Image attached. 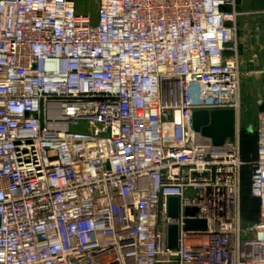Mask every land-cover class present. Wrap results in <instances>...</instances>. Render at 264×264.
Wrapping results in <instances>:
<instances>
[{
  "label": "built area",
  "instance_id": "1",
  "mask_svg": "<svg viewBox=\"0 0 264 264\" xmlns=\"http://www.w3.org/2000/svg\"><path fill=\"white\" fill-rule=\"evenodd\" d=\"M96 1L0 0V264H264V112L246 228L237 133L192 129L239 108L236 0Z\"/></svg>",
  "mask_w": 264,
  "mask_h": 264
},
{
  "label": "rangeland",
  "instance_id": "2",
  "mask_svg": "<svg viewBox=\"0 0 264 264\" xmlns=\"http://www.w3.org/2000/svg\"><path fill=\"white\" fill-rule=\"evenodd\" d=\"M80 12L88 13L92 19L97 11L96 0H75ZM238 6V0H236ZM233 37L240 71L239 86L243 83L254 96L264 94V23L260 31L253 24L238 26ZM259 30V29H258ZM254 99V100H253ZM243 102L239 99V108L235 112V132L237 133L240 154L245 162L241 168L239 185V211L241 225L246 228L252 224L258 214V200L249 194L250 162L256 156L257 124L260 117L257 99ZM255 101V102H253ZM259 101V102H260Z\"/></svg>",
  "mask_w": 264,
  "mask_h": 264
},
{
  "label": "water",
  "instance_id": "3",
  "mask_svg": "<svg viewBox=\"0 0 264 264\" xmlns=\"http://www.w3.org/2000/svg\"><path fill=\"white\" fill-rule=\"evenodd\" d=\"M258 111L264 112V95ZM192 129L203 137L208 138L213 145H223L227 139L232 140L235 135V111L233 109L195 110L192 113ZM178 199H168V216L173 220L167 228V245L175 249L178 244V226L174 222L178 217Z\"/></svg>",
  "mask_w": 264,
  "mask_h": 264
},
{
  "label": "crops",
  "instance_id": "4",
  "mask_svg": "<svg viewBox=\"0 0 264 264\" xmlns=\"http://www.w3.org/2000/svg\"><path fill=\"white\" fill-rule=\"evenodd\" d=\"M238 1H239L238 2L239 14L235 20L236 31L237 28H239L238 26L248 23L255 25V28L259 29V30L257 29V31L261 32L260 28L263 27V23H264V0H238ZM263 95L264 94H261L260 96L257 95L254 96V92H249L243 83L241 84V86H239L238 97L241 101L243 99L244 100L243 102L252 100L253 98L256 99L258 97L259 99L260 98L262 99ZM259 101L260 100L257 99V103L255 104L258 105Z\"/></svg>",
  "mask_w": 264,
  "mask_h": 264
},
{
  "label": "trees",
  "instance_id": "5",
  "mask_svg": "<svg viewBox=\"0 0 264 264\" xmlns=\"http://www.w3.org/2000/svg\"><path fill=\"white\" fill-rule=\"evenodd\" d=\"M248 187H249V181H248Z\"/></svg>",
  "mask_w": 264,
  "mask_h": 264
}]
</instances>
